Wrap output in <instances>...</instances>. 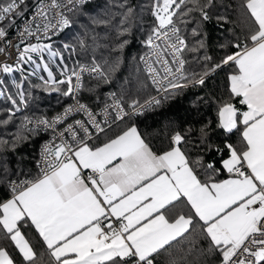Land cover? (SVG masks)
<instances>
[{"label":"snow or ice","instance_id":"obj_1","mask_svg":"<svg viewBox=\"0 0 264 264\" xmlns=\"http://www.w3.org/2000/svg\"><path fill=\"white\" fill-rule=\"evenodd\" d=\"M86 2L0 0V126L14 122L37 87L75 100L51 119L24 116L16 134L0 138V264H264V0H122L114 50L123 52L139 20L147 51L134 59L156 95L112 92L99 113L79 100L85 74L96 87L110 84L121 57L69 67L64 53L75 52L73 44L43 42L71 28L65 9ZM229 8L239 13L242 32L219 44L223 55L214 59L203 24L213 15L221 26L231 23ZM188 54L198 69L188 70ZM225 68V91L199 139L192 140V127L170 120L161 145L153 146L135 119L186 88L207 87ZM138 83V90L147 87ZM210 99L198 96L193 104ZM74 111L87 120L64 127ZM41 131L52 135L32 158L35 171L25 172L23 157L11 161L9 154ZM212 132L222 135L220 145L209 142ZM192 148L219 159H192Z\"/></svg>","mask_w":264,"mask_h":264},{"label":"trees","instance_id":"obj_2","mask_svg":"<svg viewBox=\"0 0 264 264\" xmlns=\"http://www.w3.org/2000/svg\"><path fill=\"white\" fill-rule=\"evenodd\" d=\"M122 0H92L91 2L79 6L74 9L69 18L73 21L71 28L65 29L53 42V46L62 49L65 43L73 44L76 48L75 52H65V62L69 67H75L76 61L80 63H90L95 57L96 62L103 64L104 61L111 62L118 55L121 57V64L117 72L112 75L110 84H100L96 87V81L90 77H85V90L79 94V100L87 104L91 109L99 108L106 100L105 95L108 92H115L118 95L125 93L133 97L145 98L147 95H153V90L140 66L138 59L144 53V47L140 41L144 36L141 30V23L138 20L133 26L132 33L129 37L130 43L124 48L123 52H117L116 46L119 42L118 32L120 30V20L122 19L123 9L120 7ZM132 4L146 3L147 0H128ZM233 4L234 0H217V3ZM220 14H225L223 7L218 8ZM227 14L230 15L232 22L228 24L217 23L216 16L204 22L203 31L207 37V54L214 59H218L223 55V51L219 48V44L226 42L233 36V33L240 35L242 25L238 19L239 13L234 8H229ZM146 17V14H145ZM103 20L105 23H94V21ZM195 26V25H193ZM189 42L192 37L188 36ZM84 41V47L81 48L79 41ZM189 64L188 70L198 69V64L193 61L191 54H188ZM27 68V66H24ZM229 69L217 71L208 81V86L189 87L175 99L166 100L160 108L147 111L144 115L135 119V123L139 129L145 134L147 139L155 147L161 145L164 140V131L168 122L174 121L182 128L192 127V140H198V129L201 123L215 118V101L225 91V77ZM54 74L58 78L60 74L54 70ZM19 78L20 74H14ZM44 75V74H43ZM30 80L36 84L41 82L36 77ZM139 81H144L147 85L144 89H139ZM10 83V78H9ZM87 87L95 88L94 92L87 91ZM210 100H206L202 104L194 105L193 101L198 96H209ZM32 99H30L27 108L16 114L13 123L8 126H0V138L8 139L20 129L21 121L24 116L32 118H49L57 112L61 111L69 102L70 97H65L56 92H47L42 87L32 89ZM5 101L0 98V107H3ZM3 114L0 113V116ZM115 128V125H113ZM27 135V133H25ZM46 136L39 133L33 134L31 139L22 144L15 154H9L11 161L19 160L23 157L25 164V172L35 171L32 167V158L37 155L40 145L45 141ZM222 135L212 132L209 142L214 145H220ZM232 141H236V137H232ZM192 159L198 155H203L205 163H214L219 159L218 153L200 152L198 148L190 149ZM10 167L15 168L17 165L12 163ZM219 167V165H217ZM203 177V173L201 172ZM227 174L223 173L219 178H226ZM3 192H0V196ZM35 243V241H33Z\"/></svg>","mask_w":264,"mask_h":264},{"label":"built area","instance_id":"obj_3","mask_svg":"<svg viewBox=\"0 0 264 264\" xmlns=\"http://www.w3.org/2000/svg\"><path fill=\"white\" fill-rule=\"evenodd\" d=\"M92 0H87V2H86V4L87 3H89V2H91ZM30 2H31V0H30ZM63 2L64 3H67V0H63ZM69 8L71 7V5H69L68 6ZM79 7V6H78ZM76 9V8H75ZM74 10V9H73ZM72 10V11H73ZM72 11H68L67 9H65V15H67V16H69V14L72 12ZM51 15V14H50ZM56 21L55 20H53V23H55ZM65 30V29H64ZM64 30H62V31H59V32H57V34L55 35V36H53V38H52V40L51 41H47V40H45V41H43V42H45V43H48V42H50V43H52ZM12 39L15 41L16 40V36L15 35H13L12 36ZM31 42H33V43H36L37 41L36 40H32ZM147 51V49L145 48L144 49V53ZM143 53V54H144ZM142 54V55H143ZM12 56H13V58L15 57V52H13L12 53ZM0 59H3V57H0ZM9 63H11L12 61H11V59L8 61ZM140 66H141V69L143 70V68H144V65L142 64V63H140ZM144 72V71H143ZM144 74H145V72H144ZM145 76H146V74H145ZM85 77H89L88 76V74L86 73L85 74ZM149 82V84H150V81H148ZM150 86H151V84H150ZM151 88H152V90H153V95H156V92H155V90H154V88L151 86ZM110 93H112V92H108L106 95H105V97L107 98V96H108V94H110ZM81 102V101H80ZM110 102V101H109ZM81 103H83V102H81ZM75 104V100L72 98V97H70V102L61 110V111H59V112H57L56 114H54V115H52L51 117H49L48 119H51L52 117H54V116H56L57 114H63V112H64V109L66 108V107H68V106H70V105H74ZM85 104V103H84ZM102 107V106H101ZM101 107H99V108H96V109H92L93 111H95V112H100V110H101ZM98 119H101L102 118V114H101V116H98L97 117ZM75 120H87V116L84 114V113H82V112H80V113H78V112H73V113H71V114H69V116L67 117V121H66V123L64 124V127H67V124H71V123H73ZM41 134H43V135H45L46 136V139H45V141L46 140H48L49 138H50V136L52 135L51 134V132H44V131H41L40 132Z\"/></svg>","mask_w":264,"mask_h":264},{"label":"rangeland","instance_id":"obj_4","mask_svg":"<svg viewBox=\"0 0 264 264\" xmlns=\"http://www.w3.org/2000/svg\"><path fill=\"white\" fill-rule=\"evenodd\" d=\"M45 55H46V54H45ZM25 66H27V68H26V69H27L28 71H31V68H32V66H31V65H25ZM54 70H55L57 73H59V74H60V72H59V69H57V67L55 66V64L53 65V71H54ZM40 74H41V75H43V74H44V76H45V77H46V75H47L46 73H43V72H41Z\"/></svg>","mask_w":264,"mask_h":264}]
</instances>
